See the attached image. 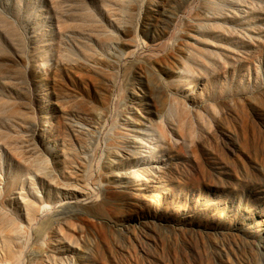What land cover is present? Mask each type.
I'll use <instances>...</instances> for the list:
<instances>
[{
	"label": "rangeland",
	"instance_id": "rangeland-1",
	"mask_svg": "<svg viewBox=\"0 0 264 264\" xmlns=\"http://www.w3.org/2000/svg\"><path fill=\"white\" fill-rule=\"evenodd\" d=\"M0 264H264V0H0Z\"/></svg>",
	"mask_w": 264,
	"mask_h": 264
}]
</instances>
